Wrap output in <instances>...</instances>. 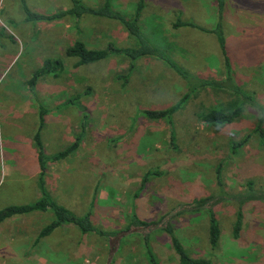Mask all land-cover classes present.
I'll return each instance as SVG.
<instances>
[{"label":"rangeland","instance_id":"1","mask_svg":"<svg viewBox=\"0 0 264 264\" xmlns=\"http://www.w3.org/2000/svg\"><path fill=\"white\" fill-rule=\"evenodd\" d=\"M80 1L88 6L102 2ZM136 1L111 0V5L126 14ZM25 2L29 10L40 13L70 6V0ZM142 2L141 33L152 46L190 75L223 79L214 34L172 27L178 18L213 28L218 20L215 0ZM221 15L233 82L251 94L252 101L233 122L209 126L195 117V110L230 96L217 89L197 91L172 114L169 144L168 123L147 119L140 110L170 106L188 91L173 70L147 57L136 59L127 72L128 60L116 54L74 67L76 58L64 55L75 38L88 48L131 46L117 20L93 15L26 20L18 0H0V208L36 194L31 175L25 180L20 175L33 161L36 165L32 136L41 106L44 122L39 135L45 154L63 149L79 136L71 154L46 165V188L76 215L89 211L93 225L107 235L81 234L66 226L34 243L50 212L13 216L0 222V264H148L147 250L160 264H176L169 236L161 230L149 232L148 245L133 229L114 235L131 213L146 221L172 209L180 210L171 225L190 256L206 258L210 264H264V203L247 210V222L235 239L234 211L222 203L214 247L207 240L204 212L186 209L218 188L237 193L250 181L253 189L264 190V134L260 138L253 131L258 119L264 130V0H223ZM45 58L61 59L63 70L57 77L38 78L29 90L26 81ZM241 139L243 144L232 152L230 142ZM216 167L221 186L216 184ZM146 171L153 174L140 187Z\"/></svg>","mask_w":264,"mask_h":264},{"label":"trees","instance_id":"2","mask_svg":"<svg viewBox=\"0 0 264 264\" xmlns=\"http://www.w3.org/2000/svg\"><path fill=\"white\" fill-rule=\"evenodd\" d=\"M21 8L24 12L26 20L38 21V20H55L62 18L63 16H71L79 18L82 15H93L98 17H105L109 19L117 20L126 31L128 38H130L131 46L127 47H114L111 44H107L105 48H88L83 41L74 39L69 45L64 48V55L66 57H74L76 61L73 66H79L101 60L111 54L121 55L128 60L127 72L133 69L134 61L138 58H153L161 63L165 64L171 70H173L184 82L186 83L187 92L182 94L177 101L170 106L161 109H147L143 108L140 113L150 120H165L169 125L168 140L169 144L173 142V130H172V114L178 111L185 102L195 95L197 91L201 89H217L223 93L228 92L230 96L228 99L220 102L215 106H203L199 105L198 109L195 110V117L202 123L222 127L234 121L237 118L245 104H250L252 101L251 94L245 92L241 87L233 82L232 74L230 73V64L227 57L225 48L224 35L220 19L222 17L221 11L223 8V0H215L216 10L218 13V20L216 21L213 28L199 27L194 22L189 20L175 19L172 23V27L189 26L198 28L201 31L213 33L217 45L219 46L220 53L222 55L223 64V79H208L197 77L195 75L188 74L184 68L173 62V60L163 50L152 46L142 35V26L140 24V12L143 7L142 0H137L130 13L123 14L117 10H114L111 5V0H102L101 4L97 6H88L82 3L80 0H70V6L67 9L56 10L49 13H40L31 11L27 8L25 0H18ZM63 62L59 58H45L41 61V64L36 67L30 74L26 83L31 90L38 78L46 75L57 77L63 70ZM126 77V74L122 77ZM68 102H71L70 98H67ZM38 110V123L36 130L32 136L33 144L35 147L36 161L38 165V175L36 179V186L38 190V197L25 204H11L0 208V222L13 216L22 215L31 211L50 212L48 222L40 227L38 230L36 240L50 234L55 228L61 225H70L78 230L81 234L88 232H94L98 235L107 237L104 230L95 227L91 220L89 211L81 215H76L66 206L59 204L50 194L45 186L44 174L46 165L48 162H56L66 158L71 154L76 146L79 136H75L74 140L65 146L63 149L51 153L45 154L43 145L40 140L39 132L43 126L44 119L42 115L44 110L39 106ZM253 131L259 133V137L262 138L264 130L261 127L260 119L256 121ZM244 142V139L238 141H232L231 151L234 152ZM153 174L151 171H146L140 182V187L144 184L147 176ZM156 174V173H155ZM215 179L216 184L221 186L220 180V169L215 168ZM246 189L237 193H227L222 191V188H218L217 191L211 193L205 197L196 199L186 209L194 213L203 211L207 219V240L211 247H214L220 236V227L218 222L217 211L220 209L222 203L230 204L233 209V219L231 223V236L235 239L240 235V232L244 226L247 214V210H253L258 203H264V190H255L251 186V182H246ZM180 210H169L160 215L155 220H141L134 214H129L127 223L123 226L120 231L114 235L121 233L120 236L125 235L130 230H135L144 237V241L147 242V235L152 230H161L163 233L169 236V242L173 254L175 255L176 264H210V261L203 257L190 256L182 247L181 242L177 238L174 232V228L171 225V221L179 214ZM124 233V234H122ZM111 234V233H108ZM112 236V235H111ZM111 242H114V237H111ZM148 253V264H160L154 256Z\"/></svg>","mask_w":264,"mask_h":264},{"label":"crops","instance_id":"3","mask_svg":"<svg viewBox=\"0 0 264 264\" xmlns=\"http://www.w3.org/2000/svg\"><path fill=\"white\" fill-rule=\"evenodd\" d=\"M67 9V8H66ZM72 18H74V17H72ZM80 18V17H79ZM79 18H74V19H79ZM76 39V38H75ZM74 40V39H73ZM72 40V41H73ZM80 40V39H79ZM34 160V159H33ZM50 163V162H49ZM34 164H35V161H33L32 163H31V168L30 169H26V170H24L23 172H25V174H22V175H20V178L22 179V180H25V178H27V177H30V175H31V177L33 178V181L35 180V182H36V179H37V175H38V165H37V161H36V165L34 166ZM47 166H48V163H47ZM35 188H36V190H37V186H36V184H35ZM38 197V190L36 191V194L34 193V195H32V196H28V197H20V198H17V200L16 201H18V202H21V203H17L16 205H19V204H25V203H29V202H26V200H24V199H32V201L33 200H35L36 198ZM31 202V201H30ZM6 205H11V204H3V206L2 207H4V206H6ZM1 207V208H2ZM32 212H36V211H31V213ZM37 212H39V211H37ZM30 213V212H29ZM9 218H7V219H5V220H8ZM66 226H68L67 228H73L74 230H76L74 227H72V226H70V225H61V226H59V227H57V228H55L54 230H56V229H58V228H61V227H66ZM37 233H38V231H37ZM52 233V232H51ZM49 235V234H48ZM48 235H46V236H48ZM36 236H37V234H36ZM36 236L34 237V240H33V242L34 243H38L39 241H40V239L41 238H43V237H41V238H39L38 240H36ZM46 236H44V237H46Z\"/></svg>","mask_w":264,"mask_h":264}]
</instances>
